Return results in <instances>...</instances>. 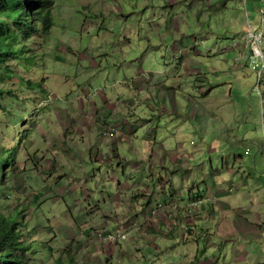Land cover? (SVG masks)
Listing matches in <instances>:
<instances>
[{"label": "rangeland", "instance_id": "rangeland-1", "mask_svg": "<svg viewBox=\"0 0 264 264\" xmlns=\"http://www.w3.org/2000/svg\"><path fill=\"white\" fill-rule=\"evenodd\" d=\"M51 1V28L40 24L30 37L19 36L0 61V211L25 210L18 233L31 249L21 264H178L148 248L142 233L152 220L138 226V245L129 238L132 224L106 231L107 216L115 224L126 213L134 223L148 209V217L168 224V212L179 207L176 194L170 204L119 194L112 179L123 169V185L135 189L138 177H128L129 162L108 165L118 145L121 157L144 162L141 184L162 161L179 167L163 144L189 162L188 172L175 174L178 186L234 184L227 193L240 189L241 203L261 207L256 214L264 221V82L262 96L254 92L258 74L237 47L248 23L261 28L263 0ZM219 1H228L225 19ZM30 9L37 18L38 6L30 2ZM204 87L213 94L202 96ZM126 122L139 130L129 133ZM155 140L152 159L147 146ZM187 207L182 231L195 217ZM203 220L212 233L193 243L194 254L215 242L228 246L218 240L216 220ZM116 229L127 239L107 245L105 235ZM122 247L128 250L120 258Z\"/></svg>", "mask_w": 264, "mask_h": 264}, {"label": "crops", "instance_id": "crops-1", "mask_svg": "<svg viewBox=\"0 0 264 264\" xmlns=\"http://www.w3.org/2000/svg\"><path fill=\"white\" fill-rule=\"evenodd\" d=\"M227 3L228 1L226 3L225 1L218 2L217 14L221 17V19L222 18L225 19V16L227 14L226 12L222 11V10L225 11L227 10ZM237 47L239 48L240 57L242 58L247 56L249 57L250 51L247 48L245 41L241 45H238ZM204 88L205 89L202 92V96H211L213 94L211 90L207 89V87ZM185 97L186 100L189 101L188 103H191L190 97L188 96ZM195 107L198 108L197 104L195 105ZM133 123L134 122L125 123L126 130L129 131V133L130 132L134 133V130L136 131L139 130L138 124L135 123L133 124ZM155 135L157 136V132H155ZM125 139H123L120 144L124 143ZM151 143L149 146H147V150L149 149L152 152L151 157L153 159V157H155L157 154L155 146L157 145L159 148L158 144L160 143H158L156 140ZM160 145L162 150L166 152L168 157H173V159L170 162L174 164H178L179 167L177 165H174L173 169H171L167 161H162V167L156 168L153 166L154 170H151L149 176L147 178L146 177L144 178L143 184H141L139 177L145 172V170L142 169V165H144L143 164L144 162L136 163L135 161H132L131 158L121 157L119 154V148H118L119 145L117 147H113L114 149L113 153L116 159L115 161L111 159L108 165L114 166L115 164L116 165L119 164V166L121 165L123 166L124 164H127L129 162L131 163V167L133 171L132 174L134 175H130L128 177L129 178L133 176L138 177L136 181L135 189L131 188V184L128 183L125 185L122 184V181L126 174L124 169L122 170V175H118V178L115 177L112 179L114 184L118 183L119 185L118 192L119 194L122 193L123 197L129 196V193H131L132 197L134 198L137 196V195H133L135 193H138V195L140 194L141 196L145 194L147 195L149 194L148 198L152 196H156V198H154L156 204L161 202H166L170 204L169 196H171V194L178 195L179 198L177 201V205L179 207H177V211L172 210L168 212L169 214L171 213L170 214V217L172 218L170 220L171 222L166 224L163 220L164 218L160 215L158 218H154V219L148 217L147 214L149 210L146 209L147 211L145 212V214H143V211L141 210L137 216V219H135V222L130 223L127 214L125 213L126 210L124 209L125 214H123L122 218H120L121 216H118V220L116 221L117 223L114 222L115 224L111 223L112 217L107 216L109 220L105 225L106 231H111V229L113 228L123 227V224L124 225L132 224L133 226L131 230L128 232L129 238L132 239L133 245H138L140 244L138 243V239H136V236L140 232V231L138 232V226L142 223L147 224L148 221L152 220L151 223L152 229L148 230L149 232L146 231L145 233H142L145 234V236L148 238V244H149L148 248H150L151 245L157 246L158 249H156V252L154 251V253H157V251L161 252V254H163L164 257L170 259L172 263L177 262L178 264H264V221L260 216H258V214H256L258 212H261L262 208L260 207L259 209L258 206H254V205L252 207H248L247 205L242 204L239 197L240 193H238L240 189H238V191L234 194H228L227 187L231 185L233 186L234 184L225 185L217 182H214V184H212L210 183L211 181L208 180L204 188H197L196 186H194L193 189L191 187H189L188 189L181 188V186H178L177 182L175 181V174H180L181 172H185V171L188 172L189 170H186L187 169L186 165H188L189 162L182 155H178L179 153L168 151L165 145L163 144ZM185 156H189V155L185 154ZM103 163L106 164V162ZM214 171L215 169H213V173ZM156 173H158V175ZM216 175H221V174L219 172ZM95 177L96 176H94V178ZM185 180H187L186 177ZM104 193L107 194L105 191ZM85 195L87 196V199L93 198L92 190L90 192H86ZM164 195H167V197ZM197 195H202L205 197L208 196L211 197V199L207 198L209 202H207V204L204 207L195 209L191 212V214H193L195 217L191 220V223H187V226L189 227L188 230L187 231L183 230L184 233L186 234V237L185 240H182L183 231L181 229V225H182L181 220L185 213V208L188 206L186 209V213H189L188 209L192 201V198ZM109 196L112 195L110 194ZM97 209H99L98 205L95 207L93 212H95ZM208 217L210 219L213 217V219L216 220L217 228H218L217 230L219 233L218 240L222 243L223 241L227 242L228 246L226 247L222 246L218 248L217 245L219 242L217 243L215 242L212 243L213 246L212 250L206 249V252H203L197 248V251L194 254L193 243L196 242L198 245L199 241L201 240V237L203 236L206 237L210 235V233H212L210 232V230L208 229L205 230L202 228L203 227V224H201L202 218L204 219L203 221L205 222L208 219ZM171 225L173 226L171 227ZM205 227L207 228V225H205ZM84 234L90 240L93 238L91 232L90 233L86 232ZM107 245H110V243H107ZM106 247H110V246H106V245L104 246V248L102 249L104 253H107L105 251ZM108 250H110V248ZM127 250L128 249H125L124 247H122V249H119L118 254L120 258L125 257L124 254L125 252H127ZM117 251H118L117 249L114 248L112 249V252H114L115 254L117 253ZM215 251H217L218 253L212 254V252ZM223 255L225 256V258H223L222 260Z\"/></svg>", "mask_w": 264, "mask_h": 264}, {"label": "trees", "instance_id": "trees-1", "mask_svg": "<svg viewBox=\"0 0 264 264\" xmlns=\"http://www.w3.org/2000/svg\"><path fill=\"white\" fill-rule=\"evenodd\" d=\"M30 2L38 6V12L32 14ZM51 0H0V61L4 52L13 48V44L19 41V36L30 37L40 29L51 28ZM5 91L0 88V103L4 97ZM0 106H2L0 104ZM18 213H11L5 216L0 211V264H21L23 257L27 254L31 245L25 244L20 239V226L23 224L25 210L19 209ZM21 222H19V219ZM70 264H75L74 259L70 258Z\"/></svg>", "mask_w": 264, "mask_h": 264}, {"label": "built area", "instance_id": "built-area-1", "mask_svg": "<svg viewBox=\"0 0 264 264\" xmlns=\"http://www.w3.org/2000/svg\"><path fill=\"white\" fill-rule=\"evenodd\" d=\"M264 2V0H263ZM262 14V26L261 28L255 27L248 23L246 45L250 51L249 64L252 70L258 74V83L255 85L254 92L259 91L263 96V80H264V10L260 11ZM231 191H235L234 188ZM209 200L206 197L197 195L189 206V210L192 212L195 209L204 207ZM127 239V234L122 229H116L105 235L104 241L109 243H120Z\"/></svg>", "mask_w": 264, "mask_h": 264}]
</instances>
